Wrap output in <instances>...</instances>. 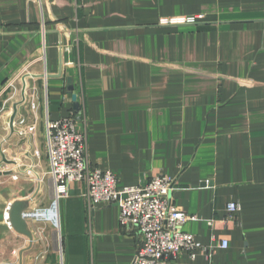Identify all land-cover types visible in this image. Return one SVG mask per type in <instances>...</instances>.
<instances>
[{
  "label": "crops",
  "instance_id": "crops-1",
  "mask_svg": "<svg viewBox=\"0 0 264 264\" xmlns=\"http://www.w3.org/2000/svg\"><path fill=\"white\" fill-rule=\"evenodd\" d=\"M41 7L0 0V264L133 260L139 234L119 226L116 203L89 211L82 181L59 202L61 256L48 222L27 221L28 236L3 220L8 203H50L44 121L68 115L86 133L88 162L119 185L173 177L172 200L196 216L182 228L204 246L227 239L171 264H264V0ZM190 16L200 19L162 24ZM15 102V118L35 121L30 139L8 126ZM231 201L239 211L227 210Z\"/></svg>",
  "mask_w": 264,
  "mask_h": 264
},
{
  "label": "built area",
  "instance_id": "built-area-1",
  "mask_svg": "<svg viewBox=\"0 0 264 264\" xmlns=\"http://www.w3.org/2000/svg\"><path fill=\"white\" fill-rule=\"evenodd\" d=\"M41 10V1L35 0ZM42 13V12H41ZM43 15V13H42ZM41 15V17H42ZM200 17L168 18L162 24L195 23ZM44 30V23H41ZM75 115L83 110L77 109ZM35 121L24 117L14 119V134L20 138L30 139L35 133ZM44 141L50 181L51 201L48 205L25 209L22 216L27 221L48 222L56 233L60 256V215L59 202L68 195V186L73 181H82L86 185L85 197L89 211L97 204L116 203L118 205V223L121 228H130L140 236L136 253L130 264H171L180 252L187 253L190 259L196 252H208L215 247L226 248L227 239H220L209 246L202 245L192 233L182 226L196 219L177 207L171 192L174 178L165 174L155 175L149 182L138 185H119L118 178L110 171L92 165L87 159L86 133L76 128L75 117L68 115L56 120L46 117L44 121ZM13 179L16 176L12 177ZM8 203L2 212L6 226L11 229ZM230 212L239 211L237 202H228ZM209 253V252H208ZM61 264V263H60Z\"/></svg>",
  "mask_w": 264,
  "mask_h": 264
},
{
  "label": "water",
  "instance_id": "water-1",
  "mask_svg": "<svg viewBox=\"0 0 264 264\" xmlns=\"http://www.w3.org/2000/svg\"><path fill=\"white\" fill-rule=\"evenodd\" d=\"M24 90H25V84H23L21 88L22 100L25 98ZM16 107H17V102H15L14 105L12 106V110L8 120V126L11 129V132H14L13 122L17 113ZM2 159L6 161L4 156H2ZM27 205H28V201L26 200H17L11 203L9 207V216H10L11 226L17 233L19 232L30 236V233L27 230V222L22 216V211L27 208Z\"/></svg>",
  "mask_w": 264,
  "mask_h": 264
}]
</instances>
